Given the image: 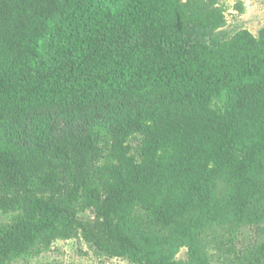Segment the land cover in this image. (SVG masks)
<instances>
[{"label": "trees", "instance_id": "obj_1", "mask_svg": "<svg viewBox=\"0 0 264 264\" xmlns=\"http://www.w3.org/2000/svg\"><path fill=\"white\" fill-rule=\"evenodd\" d=\"M0 208V262L78 235L211 264L207 227L264 236V26L227 29L216 0H0Z\"/></svg>", "mask_w": 264, "mask_h": 264}, {"label": "rangeland", "instance_id": "obj_2", "mask_svg": "<svg viewBox=\"0 0 264 264\" xmlns=\"http://www.w3.org/2000/svg\"><path fill=\"white\" fill-rule=\"evenodd\" d=\"M256 0H216V5L222 10L225 16L227 29L244 27L253 34L264 26V18L257 21L251 13ZM264 4V0H263ZM248 19V22L246 21ZM131 151L136 152L140 143V136L134 135L128 139ZM105 163L102 157L95 162L91 171ZM18 210L4 211L0 208V224L10 222L17 215ZM82 219H89L92 213L89 210L78 211ZM207 240V255L211 264H236L238 254L245 246L256 239H262L255 226H241L235 230L228 224L223 226L215 225L205 229ZM187 250L181 247L176 254L178 259H186ZM0 264H131L121 258L109 257L102 251L91 246L83 238L76 235L69 239H55L49 245H41L26 255L4 260Z\"/></svg>", "mask_w": 264, "mask_h": 264}, {"label": "water", "instance_id": "obj_3", "mask_svg": "<svg viewBox=\"0 0 264 264\" xmlns=\"http://www.w3.org/2000/svg\"><path fill=\"white\" fill-rule=\"evenodd\" d=\"M251 13L255 16L253 18L257 21H261L264 18V4L263 0H256L254 8ZM248 22V19L246 20Z\"/></svg>", "mask_w": 264, "mask_h": 264}]
</instances>
